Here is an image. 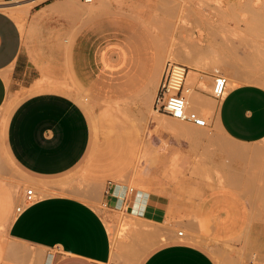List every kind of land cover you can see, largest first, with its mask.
Returning <instances> with one entry per match:
<instances>
[{"label": "crops", "instance_id": "obj_1", "mask_svg": "<svg viewBox=\"0 0 264 264\" xmlns=\"http://www.w3.org/2000/svg\"><path fill=\"white\" fill-rule=\"evenodd\" d=\"M82 12L78 0H25L15 5L0 0V128L5 123L6 153L34 195L26 204L22 192L16 200L23 211L16 208L11 219L0 218V264H112L109 225L95 206L133 211L146 228L158 226L160 233L164 229L159 226L172 216L176 196L189 240L205 230L236 250L220 251L226 255L218 261L199 245L178 238L152 251L143 264H253L252 256L264 264V216L251 209L264 199L258 193L263 183L256 165L264 163V147L258 146L264 141V87L228 86L215 108L204 95L212 92L211 81L203 75L190 80L188 85L201 91L195 90L194 107L207 108L219 132L208 144L177 151L209 152L211 173L221 172L224 179L209 190L198 180L183 194L170 190L163 175L166 165L153 164L154 152L164 156L163 145L155 146L148 134L140 139L136 133L103 137L100 131L95 138L91 117L77 97L91 86L97 71L108 72L116 65L109 49L94 46L105 22L98 20L91 27ZM160 79L161 73L156 84L149 77L145 86L155 90ZM151 87L146 88L149 100ZM141 114L146 122V107ZM170 125L191 132L183 122ZM93 152L100 155L96 170ZM139 154L144 161L135 168ZM5 171L0 162V172ZM137 171L142 173L137 184L149 192L130 191L109 178ZM7 184L0 181V189L8 191Z\"/></svg>", "mask_w": 264, "mask_h": 264}, {"label": "rangeland", "instance_id": "obj_2", "mask_svg": "<svg viewBox=\"0 0 264 264\" xmlns=\"http://www.w3.org/2000/svg\"><path fill=\"white\" fill-rule=\"evenodd\" d=\"M220 1L219 4L217 0H93L92 3L78 0L83 11L82 17H89L91 27L98 20L105 22V30L101 31L99 38L97 33L95 35L98 39H95L94 46L96 49H109L112 64L116 65L114 68L109 66L107 69H112L108 72L97 71L92 77L91 86L83 90L82 97H77L91 117L95 138L100 131L103 137L136 133L140 139L148 134L153 138L154 145H163L164 150V156L154 152V166L164 162L166 169L163 175L167 176L169 189L175 192L181 190L182 194L189 190L187 186L195 180L206 182L207 190L211 184L215 185L216 180L223 181L221 172L210 171L209 152L177 151L179 147L187 151L194 150L197 145L208 144V139L218 133L219 129L213 122V116L207 113V108L199 111L194 107L195 90L201 93L195 86L190 87L188 107L203 115L209 126L196 127L183 122V125L191 129L190 133H182L173 128L170 124L175 119L153 110L161 79L154 90V86H145L148 78H152L156 84V77L160 73L163 76L168 63L185 65L183 61L189 60L190 54L200 50L204 53L202 61L205 67L197 72L209 77L207 79L211 81V86L217 64L229 82L232 75H238L239 84L251 83L264 87V0ZM157 59L159 65L155 63ZM209 65H213L211 69ZM203 76L201 78L204 79ZM150 87L153 95L151 100L149 92H146V88ZM125 89L130 91H121ZM204 95L210 96L218 104L211 92ZM146 101L149 107L145 105ZM145 107L146 122L143 115H139ZM4 125L0 128V162L6 171L0 172V181L8 183L10 187L8 191L0 189V218L4 217L5 221L11 219V212L20 205L16 197L18 199L31 186L23 183V174L6 153L3 144ZM258 146L264 147V141ZM99 156V152H93L91 156L94 170L98 169ZM142 161L144 159L139 154L134 167H140ZM256 165L261 171L263 183L258 193L264 197V163ZM141 171L121 172L109 178L127 185L130 191L138 189L149 192V189L137 184ZM177 198L173 200L172 216L159 226L164 229L160 233H157L158 226L146 228L143 220L134 216L133 211L113 212L105 205L95 206L104 216L112 234L113 248L116 249L112 264H143L159 246L178 241L181 238L178 236L179 231L185 232L183 242L190 241L199 245L218 261L221 260L220 256L226 255L222 253V256L220 251L236 250L233 246L215 241L205 230L195 233L193 239L189 240L184 217L179 218L177 214ZM251 209L256 216H264V199L259 204H253ZM169 223L173 226H169ZM153 235L154 239L149 240ZM250 263L258 264L254 256Z\"/></svg>", "mask_w": 264, "mask_h": 264}, {"label": "built area", "instance_id": "obj_3", "mask_svg": "<svg viewBox=\"0 0 264 264\" xmlns=\"http://www.w3.org/2000/svg\"><path fill=\"white\" fill-rule=\"evenodd\" d=\"M25 0H5L7 5H15ZM91 3L92 0H84ZM187 68L177 63H168L163 73L157 94L153 103V110L169 118L192 124L196 127H208V120L195 110L188 107L190 89L186 87ZM228 79L222 73H215L211 95L221 100L228 90ZM34 201L33 189L26 191V204ZM24 206H18L17 212H22ZM179 237H185L184 231L178 232Z\"/></svg>", "mask_w": 264, "mask_h": 264}, {"label": "bare ground", "instance_id": "obj_4", "mask_svg": "<svg viewBox=\"0 0 264 264\" xmlns=\"http://www.w3.org/2000/svg\"><path fill=\"white\" fill-rule=\"evenodd\" d=\"M218 1H220V0H217V2ZM221 2V1H220ZM219 3V2H218ZM220 4V3H219ZM247 7V6H246ZM253 11V10H252ZM260 12H262V11H260ZM259 16V15H258ZM263 17V16H262ZM255 30H256V28H255ZM247 32V31H246ZM201 36H203L202 34H200ZM250 35V34H249ZM259 37V36H258ZM199 41V40H198ZM200 43H203V41L202 40H200ZM202 50V49H201ZM206 50V49H205ZM204 51V50H203ZM204 53L202 52L201 53V51L200 50H197L196 52H193V54H190V59L189 60H187V61H183V63L186 65H183V64H181L182 66H184V67H188L189 69H191L190 71H189V69L187 68V78H186V87L187 88H189L190 89V92H189V97H190V95H191V86H187L188 84H189V82H190V80H192V79H197V78H199L201 75H200V73H198L197 71L198 70H202V67H205V62H203L202 60V55H203ZM221 55V54H220ZM231 56V55H230ZM214 61V60H213ZM202 63H204V66H202ZM208 65V64H207ZM206 65V66H207ZM225 66H228L227 64H224ZM213 66V65H212ZM212 66L210 67V65L208 66V67H210V69L212 68ZM218 67H220V66H218L217 64H216V69L214 70V72L215 73H217V72H219V73H221V71L219 70V68ZM214 68V67H213ZM234 76V77H233ZM209 78V77H208ZM238 78H239V76L238 75H232V78L230 79V82H229V85L228 86H236V85H239V82H238ZM203 80V79H202ZM204 80L205 81H209V79H207V77H204ZM204 84H206V82L204 83ZM229 88V87H228ZM223 99V98H222ZM188 104H190L189 103V98H188ZM217 103H215L214 102V107L215 108H217ZM189 106V105H188ZM175 121H178V120H175ZM178 122H181V121H178ZM180 129V128H179ZM246 153V152H245ZM249 153V152H248ZM260 153V152H259ZM257 154V153H256ZM253 155V154H252ZM110 227H112V226H110ZM114 230V229H113ZM112 235V234H111ZM164 240V239H163ZM114 250H116V249H114Z\"/></svg>", "mask_w": 264, "mask_h": 264}]
</instances>
